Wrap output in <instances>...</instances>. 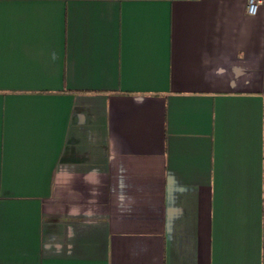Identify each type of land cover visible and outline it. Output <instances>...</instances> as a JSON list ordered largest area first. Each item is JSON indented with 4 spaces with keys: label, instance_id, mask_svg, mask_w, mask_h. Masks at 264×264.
Masks as SVG:
<instances>
[{
    "label": "crops",
    "instance_id": "obj_1",
    "mask_svg": "<svg viewBox=\"0 0 264 264\" xmlns=\"http://www.w3.org/2000/svg\"><path fill=\"white\" fill-rule=\"evenodd\" d=\"M0 0V264H264V0Z\"/></svg>",
    "mask_w": 264,
    "mask_h": 264
},
{
    "label": "built area",
    "instance_id": "obj_2",
    "mask_svg": "<svg viewBox=\"0 0 264 264\" xmlns=\"http://www.w3.org/2000/svg\"><path fill=\"white\" fill-rule=\"evenodd\" d=\"M260 4L259 0H247V12L249 14H254Z\"/></svg>",
    "mask_w": 264,
    "mask_h": 264
}]
</instances>
